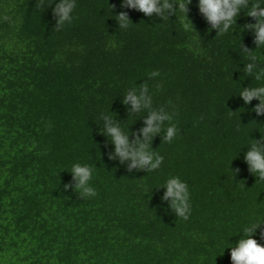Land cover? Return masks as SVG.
<instances>
[{
  "label": "trees",
  "instance_id": "trees-1",
  "mask_svg": "<svg viewBox=\"0 0 264 264\" xmlns=\"http://www.w3.org/2000/svg\"><path fill=\"white\" fill-rule=\"evenodd\" d=\"M55 2L0 0V264H231L225 247L264 216V180L244 159L264 114L239 94L264 83L244 71L245 47L264 67L243 30L252 18L220 33L198 0L187 17L174 0L163 15L75 0L56 28ZM143 85L151 104L134 110L125 96ZM150 111L171 117L148 141L163 157L153 170L122 160L105 129L108 118L135 147ZM75 163L95 194L76 189ZM170 177L186 184L183 216L164 197Z\"/></svg>",
  "mask_w": 264,
  "mask_h": 264
},
{
  "label": "clouds",
  "instance_id": "clouds-1",
  "mask_svg": "<svg viewBox=\"0 0 264 264\" xmlns=\"http://www.w3.org/2000/svg\"><path fill=\"white\" fill-rule=\"evenodd\" d=\"M43 3V0H40ZM177 5L174 10L182 11L186 17L188 4L192 0H174ZM129 8L137 9L145 15H151L153 12L163 15L164 10H173V0H126ZM75 6V0H58L52 7V13L56 18V28L63 25L65 21H71V13ZM198 10L205 20L216 28L219 26V32H227L230 29L241 12L246 17L252 18L254 22H246L243 30L247 29L253 36L255 48L264 46V0H198ZM166 18V17H165ZM117 19L121 27H126L129 20L127 14L121 12ZM187 27V25H185ZM244 55L251 59L252 63L245 65V73L253 75L258 82L264 81V67L257 68V56L251 54V50L246 47L243 49ZM151 76H157L159 73L153 71ZM147 85L141 86L140 94L135 93V89L129 91L125 96V103L130 102L134 110H139L141 105L149 107L151 97H146ZM240 96L245 104L256 98L259 103L254 106L257 115L264 114V83H259L254 87H246L240 91ZM171 117L163 111H150L145 119L146 126L140 131L144 137V142L139 139L133 144L129 143L127 134L122 131L118 124L111 122L106 118L105 129L114 144L115 153L123 159H130L131 166L144 167L147 165L149 170L157 169L163 159L156 156L153 159V153L149 150L148 141L160 131V122L170 120ZM176 133L175 125L167 127L164 139L170 141ZM244 159L249 170L255 174L259 180H264V135L259 139H252ZM73 177L77 179L76 189L83 193H94V189L88 186L91 178V168L88 165L75 163L70 170ZM166 191L164 197L172 198V205L180 216L184 215L187 207L185 201L188 198L186 184L178 177H170L164 183ZM258 240L260 242H258ZM233 246L225 247L229 251L231 264H264V216H257L242 226L239 239L232 243ZM223 249V253L224 250Z\"/></svg>",
  "mask_w": 264,
  "mask_h": 264
}]
</instances>
